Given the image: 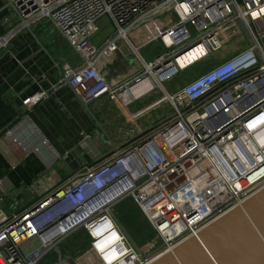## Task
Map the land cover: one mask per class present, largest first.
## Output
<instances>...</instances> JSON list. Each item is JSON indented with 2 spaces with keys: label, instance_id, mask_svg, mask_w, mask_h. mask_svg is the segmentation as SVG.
Instances as JSON below:
<instances>
[{
  "label": "built area",
  "instance_id": "2783aa9c",
  "mask_svg": "<svg viewBox=\"0 0 264 264\" xmlns=\"http://www.w3.org/2000/svg\"><path fill=\"white\" fill-rule=\"evenodd\" d=\"M4 1L20 26L0 36V50L30 24L52 22L81 57L80 66H64L62 83L83 105L106 97L127 108L161 88L173 112L32 207L11 214L0 208V264H39L50 253L54 264H150L264 189L261 180L255 193L246 190L264 172V0ZM104 17L115 34L98 47L92 37ZM139 32L143 46L162 41L167 49L147 62L133 46ZM241 34L246 49L212 58ZM119 41L135 50L143 70L113 86L98 64L115 56ZM195 66L211 68L175 93L165 89ZM146 81L151 85L134 94ZM48 96L40 90L22 105L31 108ZM126 200L153 228L140 245L129 240L118 215ZM37 240L43 251L30 259L23 250Z\"/></svg>",
  "mask_w": 264,
  "mask_h": 264
},
{
  "label": "crops",
  "instance_id": "0c3cea01",
  "mask_svg": "<svg viewBox=\"0 0 264 264\" xmlns=\"http://www.w3.org/2000/svg\"><path fill=\"white\" fill-rule=\"evenodd\" d=\"M46 22L23 28L8 49L0 50V208L8 214L28 209L61 189L73 174L126 148L172 112L166 96H156V90L127 108L106 97L89 107L83 105L62 83L64 66H80L81 57L55 26L51 33L59 36L44 35ZM18 26L15 10L0 0V36ZM110 37L101 40L96 35L92 42L100 47ZM132 42L139 54L149 47L143 46L142 32L135 33ZM127 44L119 41L115 56L105 57L98 64L102 76L113 86L129 82L142 72L135 50ZM187 82L183 77L168 91L175 93ZM40 90L48 91L49 96L25 108L23 100ZM96 138L109 144L110 150L79 168H68L65 159L71 149Z\"/></svg>",
  "mask_w": 264,
  "mask_h": 264
},
{
  "label": "water",
  "instance_id": "95a60500",
  "mask_svg": "<svg viewBox=\"0 0 264 264\" xmlns=\"http://www.w3.org/2000/svg\"><path fill=\"white\" fill-rule=\"evenodd\" d=\"M99 138L86 139L71 149L65 159L68 168H79L108 152L111 146ZM227 214L153 264H264V189ZM42 251L37 240L23 254L33 259Z\"/></svg>",
  "mask_w": 264,
  "mask_h": 264
},
{
  "label": "rangeland",
  "instance_id": "374dc122",
  "mask_svg": "<svg viewBox=\"0 0 264 264\" xmlns=\"http://www.w3.org/2000/svg\"><path fill=\"white\" fill-rule=\"evenodd\" d=\"M46 21L47 20H45V23H47ZM54 26L55 25L52 24V22L48 21V25L45 26V28L47 30L44 29V31H45L44 35L46 34L50 37L51 36H55V37L59 36L58 34L53 35L51 33V31L53 32V30L56 31L55 29L57 27L55 26L56 27L55 28ZM98 26H99V33L97 34V37H99L101 40H105L107 37L113 36L115 34V27L113 26L112 22L107 17L102 18L99 21ZM43 28H44V26H43ZM57 30H58V28H57ZM124 42H126V41H124ZM135 42L137 43L136 39H135ZM247 43L248 42H247L246 38L243 37V35H242V38H240V40L238 42H234V43L230 44L228 47L221 50L218 54L213 55L212 58L220 56L221 54L228 52L229 50H231L235 47L240 48V49H246ZM163 46L167 49V46L162 41L161 42L160 41L154 42L151 45H149V47L145 48V50L144 49L141 50L140 54L146 61H148V62L153 61L157 56H160L163 54V51L165 50L163 48ZM137 59L139 61L141 71H142L143 70L142 69V63L140 62L138 57H137ZM200 65H202V64H200ZM210 68H211V66H207V67L195 66V67H192V68L188 69L181 76L176 77L175 79H173L170 82L164 83V87H165V89L170 90L171 86L175 82H177L179 79H182L183 77H185V82L191 81V80H193V78L197 77L202 72H204V70L210 69ZM155 93H157L156 96H158V97L161 95H164V92L162 91L161 88L157 89ZM156 96L154 95L153 98L154 97L156 98ZM172 112L170 111V113H172ZM117 209H118V215H119V218L121 220L122 225L124 226L127 233L129 234V236L133 239V241L135 243L140 245L142 242L146 241L148 238H150L153 235V228L150 225V223L148 222L147 218L131 200L124 201L123 203H121L118 206ZM76 241L77 240L75 238H72L71 241H69V243L71 245H73V244H75ZM39 264H54L53 254L50 253L48 255V257L44 258Z\"/></svg>",
  "mask_w": 264,
  "mask_h": 264
},
{
  "label": "bare ground",
  "instance_id": "6f19581e",
  "mask_svg": "<svg viewBox=\"0 0 264 264\" xmlns=\"http://www.w3.org/2000/svg\"><path fill=\"white\" fill-rule=\"evenodd\" d=\"M151 85V83H150V81H146L144 84H142L141 86H139L137 89H136V91H137V93H140V92H142V90H144V89H146L147 87H149ZM137 93H135V94H137ZM263 177V178H262ZM256 180H258V182H256V183H254ZM263 181L264 180V172H260V173H258V174H256L254 177H252V178H250L249 180H248V184H250L249 186H247L246 187V190H247V192L248 193H250V192H254V191H251L252 189H253V187L255 186V185H257L258 183H260V181ZM245 190V191H246ZM254 190V189H253ZM256 192V191H255ZM254 192V193H255ZM253 194V193H252ZM251 198V197H250ZM248 201V200H247ZM245 203V202H244ZM244 203H242L241 205H243ZM240 205V206H241ZM239 206V207H240ZM233 211V210H232ZM232 211H230L229 213H231ZM228 213V214H229ZM227 214V215H228ZM193 236L194 235H189L188 236V238L185 240V241H183L181 244H179L177 247H172L171 249V251H173V250H175L176 248H178L179 246H181L182 244H184L185 242H187L188 240H190L191 238H193ZM171 251H169L168 253H170ZM167 253V254H168ZM167 254H165V255H167ZM165 255H163V256H161V257H159V258H157V259H153L152 261H151V263L150 264H153L154 262H156V261H158L159 259H161L162 257H164Z\"/></svg>",
  "mask_w": 264,
  "mask_h": 264
}]
</instances>
